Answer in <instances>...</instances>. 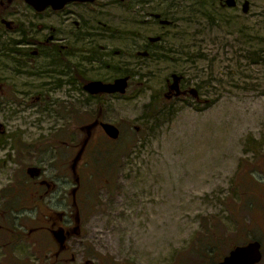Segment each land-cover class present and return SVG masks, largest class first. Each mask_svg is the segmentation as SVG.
<instances>
[{
    "label": "rangeland",
    "instance_id": "374dc122",
    "mask_svg": "<svg viewBox=\"0 0 264 264\" xmlns=\"http://www.w3.org/2000/svg\"><path fill=\"white\" fill-rule=\"evenodd\" d=\"M222 2L71 5L59 87L0 36V264H215L252 240L264 264V0ZM124 75V94L83 89ZM49 227L71 230L62 252Z\"/></svg>",
    "mask_w": 264,
    "mask_h": 264
},
{
    "label": "flooded vegetation",
    "instance_id": "af4514ba",
    "mask_svg": "<svg viewBox=\"0 0 264 264\" xmlns=\"http://www.w3.org/2000/svg\"><path fill=\"white\" fill-rule=\"evenodd\" d=\"M76 3L88 2L69 1L61 8H54L52 4L46 5L45 3H39V5L36 6L27 0H0V36H14L13 47L1 51L2 56L11 58L16 57L12 58L11 62L15 64L24 63L25 69L31 68L29 65H36L38 58H42L43 62H41L40 72L31 74L30 76H48V82L45 83L47 86L59 87L63 82L68 84L74 82L75 76L73 71L66 74L64 79L63 74L68 73L67 71L69 68H74L73 62H69L68 57H75L77 50L61 44L59 36L63 35V26L64 23L67 22H70V25L66 29V35L72 37L77 36L79 26L78 19H74L73 12L68 11V8ZM222 5H224V2H222ZM54 75H56V78H54ZM125 76L126 75L119 77ZM177 77H179V79L176 86L170 84L169 89L172 91L174 90L173 94L178 98L185 96L186 92L180 89V80L182 76ZM116 78L112 81L104 82H113ZM177 92H179L178 95L176 94ZM114 94L117 93H98L91 96L99 98L100 95L106 96ZM171 95L172 93L166 97L171 98ZM42 97H44V95H40L37 98L40 99ZM95 121H101L99 114L98 116L95 115ZM95 125L99 126V123ZM73 168L74 164L72 169ZM73 172L77 173L75 170ZM55 230L59 231V236L62 237V239L68 236L71 231L65 228L55 229L49 227L50 234ZM58 238L57 236V239ZM57 239L58 251L62 252V250H65L67 247L62 239L61 241Z\"/></svg>",
    "mask_w": 264,
    "mask_h": 264
},
{
    "label": "water",
    "instance_id": "95a60500",
    "mask_svg": "<svg viewBox=\"0 0 264 264\" xmlns=\"http://www.w3.org/2000/svg\"><path fill=\"white\" fill-rule=\"evenodd\" d=\"M28 2L38 6L39 3L52 4L54 8H61L63 5L69 1H79V2H92L94 0H27ZM224 4L233 7L235 6V0H224ZM243 11H247L248 2L243 4ZM159 17V15H156ZM163 24H167L168 21L161 20ZM154 38L152 40H156ZM147 52H139V55H147ZM174 82L173 85L176 86L179 77L173 75ZM129 76L116 78L113 82H104L102 80H90L86 82L83 86L89 94L96 95L98 93H119L124 94L128 88ZM177 95L179 92L176 93ZM100 127L104 131L107 137L110 139H117L120 135L119 128L108 122L100 121ZM55 238L59 237L57 240L61 241L62 237L59 236V231L53 233ZM64 239V238H63ZM62 239V240H63ZM262 259L261 244L257 240H252L245 245L235 246L230 252L218 263L216 264H257Z\"/></svg>",
    "mask_w": 264,
    "mask_h": 264
},
{
    "label": "trees",
    "instance_id": "16d2710c",
    "mask_svg": "<svg viewBox=\"0 0 264 264\" xmlns=\"http://www.w3.org/2000/svg\"><path fill=\"white\" fill-rule=\"evenodd\" d=\"M104 95H100L99 97H103ZM74 201V200H73ZM76 204V201H74V205Z\"/></svg>",
    "mask_w": 264,
    "mask_h": 264
}]
</instances>
